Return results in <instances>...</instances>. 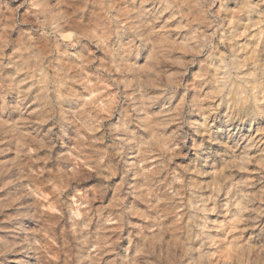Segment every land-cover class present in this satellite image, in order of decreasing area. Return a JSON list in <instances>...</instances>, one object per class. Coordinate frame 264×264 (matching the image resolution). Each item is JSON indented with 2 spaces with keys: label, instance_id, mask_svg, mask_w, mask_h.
Instances as JSON below:
<instances>
[{
  "label": "clouds",
  "instance_id": "9594fccd",
  "mask_svg": "<svg viewBox=\"0 0 264 264\" xmlns=\"http://www.w3.org/2000/svg\"><path fill=\"white\" fill-rule=\"evenodd\" d=\"M0 264H264V0H0Z\"/></svg>",
  "mask_w": 264,
  "mask_h": 264
}]
</instances>
